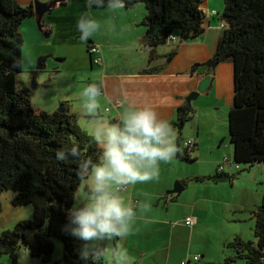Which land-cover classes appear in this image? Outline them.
Here are the masks:
<instances>
[{"label": "crops", "instance_id": "crops-1", "mask_svg": "<svg viewBox=\"0 0 264 264\" xmlns=\"http://www.w3.org/2000/svg\"><path fill=\"white\" fill-rule=\"evenodd\" d=\"M16 1L34 9L36 2L44 6L54 3L49 10H43L40 17L34 11L19 29L26 48V52L23 47L21 49L22 68L27 73V77L20 81L29 87L31 76L35 78L36 91L32 90V104L35 97L38 99V105H33L35 108L44 110L46 102L41 99V85L44 86L47 80L43 75L45 68L53 59L57 62L55 70L62 69L65 64L69 67L65 71L73 73L67 77L69 83L66 81V89L57 95L54 103L63 105L69 114L74 115L77 124L79 120L95 119L73 107L75 102L79 103L84 83L103 84L104 95L110 103L101 100V106L109 123L119 122L126 107L122 103L124 98L136 106L151 105L159 118L170 125L176 119L179 106L190 103L194 108L192 119L180 133L171 125L177 152L170 161L160 164L158 179L131 186L128 191L120 193L126 194L122 198L133 205L145 197L151 205L150 210L136 220L133 235L126 237L127 245L138 254L137 259L130 256L131 264H181L183 252H186L190 264H193L190 259L195 255L200 256L198 264H222L231 251L220 250L231 237L237 234L243 239L254 240L251 211L264 200V163L252 167L254 172L251 175L242 176L237 174L236 168L225 165L224 171L234 175L230 180L197 179L214 175L218 162L233 155L229 142H225L227 114L233 100V64L224 61L212 65L210 62L221 33L219 8L205 11L209 5L203 0V12L213 13L206 17L203 31L190 40L156 47L157 59L149 63L150 50L143 43L146 28L141 25V20L146 10L142 3L127 8L122 2V7H113L112 2L97 7L90 0ZM84 13L102 26L87 40H81L76 27L77 20ZM89 44L100 46L103 64H92ZM150 64L162 68L143 72ZM85 68L92 74L82 75L83 85L78 86L80 81L76 70ZM192 94L195 96L187 101ZM116 102H120L118 107L114 105ZM107 107L109 111H106ZM83 131L88 134L85 129ZM187 139H194L196 143V148L189 152L192 161L182 158L185 154L183 142ZM176 180L183 181L184 190L178 196L165 198ZM187 217L193 218L191 227L184 223ZM245 221L249 223L250 235L245 229ZM236 224L239 230L235 228ZM227 227L232 228L226 230ZM223 228L222 234L220 230Z\"/></svg>", "mask_w": 264, "mask_h": 264}, {"label": "trees", "instance_id": "trees-1", "mask_svg": "<svg viewBox=\"0 0 264 264\" xmlns=\"http://www.w3.org/2000/svg\"><path fill=\"white\" fill-rule=\"evenodd\" d=\"M129 8L145 6L141 25L144 45L151 47L149 63L157 59L154 49L166 44L170 33L182 41L203 31V0H121ZM34 14L31 5L0 0V195L12 191L14 206L30 205V219H20L0 232V255L4 264H19L18 252L26 247L32 257L49 262L55 241L63 256L55 264H85L80 256L84 241L64 231L67 213L82 181L77 176L80 158L56 159L58 150L78 145L81 158L96 159L99 149L64 111L46 112L32 105V90L18 75L22 71L20 26ZM218 20L225 24L218 37L213 60L233 64V100L228 110V133L234 161L240 170L264 163V0H223ZM89 53V51H88ZM162 68L152 66L150 73ZM194 108L184 103L171 122L180 133L192 119ZM181 138L179 137V140ZM185 160L192 161L184 154ZM221 174L198 180L221 181ZM234 175H226L230 180ZM2 205L0 201V213ZM254 240L235 236L225 243L231 251L222 264H264V200L251 211ZM102 250V249H101ZM103 254V251H102ZM2 264V263H0ZM87 264H93L89 259ZM100 264H105L101 255Z\"/></svg>", "mask_w": 264, "mask_h": 264}, {"label": "clouds", "instance_id": "clouds-1", "mask_svg": "<svg viewBox=\"0 0 264 264\" xmlns=\"http://www.w3.org/2000/svg\"><path fill=\"white\" fill-rule=\"evenodd\" d=\"M100 7L104 0H90ZM113 7H122L121 0H112ZM76 27L81 40H87L101 30V24L88 13L77 20ZM101 100L110 103L104 95L102 83H90L83 88L79 103L74 110L95 117L101 109ZM118 123L97 121L88 132L99 149V155L81 158L78 145L58 150L56 159L64 161L69 157L80 158L77 176L83 182L74 195V204L68 210V223L64 231L78 240L84 241L80 251L87 264H100L103 242L123 240L134 229L139 216L147 213L150 202L145 197L135 205L126 202L121 192L135 186L158 179L160 164L170 161L177 152L175 134L171 125L159 118L151 105L136 106L128 98ZM112 264H131L126 248H113Z\"/></svg>", "mask_w": 264, "mask_h": 264}, {"label": "rangeland", "instance_id": "rangeland-1", "mask_svg": "<svg viewBox=\"0 0 264 264\" xmlns=\"http://www.w3.org/2000/svg\"><path fill=\"white\" fill-rule=\"evenodd\" d=\"M208 1V5L207 7H205V11H211L214 7L219 8L220 11H222L223 8V0H207ZM23 36L21 35V40H22V44H23ZM23 47V50H25L26 52V48L24 47V44L21 46V49ZM22 52V51H21ZM57 65L56 60L53 59L52 64L48 65L45 68L46 73H44L43 75L46 76V82L44 83V86L41 85V89L43 91L41 99L43 101L46 102L45 106H44V110L46 112H52L56 109L59 108V105H55L54 101L57 97V95L63 91L64 86L66 81L68 80L67 77L72 76L73 73L71 72H66L65 70L68 69L69 67L65 64L62 65V69L60 68V70H55V66ZM61 65V64H60ZM22 67V64H21ZM86 67H88L87 62H86ZM54 69V70H53ZM59 71V72H56ZM77 74L79 75L78 77V86L83 85L81 82L83 81L81 79L82 75L87 76L88 74H92L90 71L88 72V68L85 69H78L76 70ZM25 77H27V73L26 70L24 68H22V72L19 73L18 75V79H25ZM33 76H31L30 80H29V87L33 86L34 83L36 84V80H34L32 78ZM84 81H86V78H84ZM67 83H69V81H67ZM76 85V83H75ZM77 86V85H76ZM84 86L86 87L87 84L84 83ZM68 87V85H67ZM34 91L35 88L33 89ZM33 91V92H34ZM40 92V91H39ZM37 97H35L33 104L34 106L38 105V101H37ZM78 104V102H75L73 104V107ZM33 106V107H34ZM35 108V107H34ZM37 109V108H35ZM101 114H97L93 119V120H79L78 125L79 127L83 130L85 129L86 131H90L95 123L97 121H106L108 122L107 116L105 115V113L103 112L102 106H101ZM99 116V117H97ZM226 116V113H224V117ZM228 117V114H227ZM225 121V119H224ZM221 122V121H219ZM225 126H226V122H225ZM228 126V124H227ZM228 132V131H227ZM225 130V142H229V146L230 145V141H229V133H227ZM87 133V132H86ZM253 169L252 168H248V169H244L243 171H241L239 174L240 175H251L253 174ZM239 175V176H240ZM174 185V184H173ZM122 197L126 196V194H121ZM12 199H13V194L12 191H6L4 193H2L0 195V201H1V205H2V211L0 213V232H2L5 229H10L14 226V224L20 220V219H30L32 216V211H31V207L30 205H24V206H14L12 204ZM247 226L245 227V229L247 228L249 230L250 226L249 223L247 221L244 222ZM245 226V225H243ZM232 227H227L226 230H229ZM235 228L237 230H239V226L238 224L235 225ZM220 232L223 234L224 233V228L220 230ZM249 235L252 234L251 230L248 231ZM133 234L131 233L129 236H132ZM237 236V234H235L233 237ZM239 236V235H238ZM233 237H231V239H233ZM241 237V236H240ZM246 240V239H245ZM230 241V240H229ZM85 243V242H84ZM226 243V242H225ZM98 247L100 249H102L103 251V259H104V263L105 264H112V255H111V251L113 248H126L129 252V256H132L133 258L137 259L138 254L136 250H133L131 246L127 245L126 243V238L123 240H114L111 242H103L100 245H98ZM82 249V248H81ZM1 250V248H0ZM225 251V250H229L226 245L224 244V246L222 247L221 251ZM230 251V250H229ZM226 252V251H225ZM193 252H190L189 255H192ZM63 256V246L62 243L59 241H55V248L53 250L52 256H51V260L49 262H42L41 260L32 257L29 253L28 248L26 247H21L19 252H18V261L19 264H55L58 263L57 261H59ZM186 252H183V255H181V258L183 260H186ZM7 256L6 255H0V263L4 264L7 262ZM60 264V262H59Z\"/></svg>", "mask_w": 264, "mask_h": 264}, {"label": "built area", "instance_id": "built-area-1", "mask_svg": "<svg viewBox=\"0 0 264 264\" xmlns=\"http://www.w3.org/2000/svg\"><path fill=\"white\" fill-rule=\"evenodd\" d=\"M224 26H225L224 23H220V28L221 29ZM166 40H167L168 43H172V42L174 43V42H178L179 41V38H178L177 35L170 34V35L167 36V39ZM145 47L148 49L147 46H145ZM88 51H89V53L91 55H93V61H94V63H96V64L102 63V56H101V53H100V47L98 45H91ZM117 105H119V103ZM106 110H108V108ZM185 145L187 147L191 148L193 146V141L192 140H188L187 142H185ZM225 165H228L229 168H232V167L233 168H238V166L235 165L232 161L227 160L226 158H224L223 161L218 165L217 171L218 172H224ZM129 188H127L124 191H127ZM185 224L191 226L193 224V218L192 217H187L185 219ZM198 259H199V256L198 255H196V256L193 257V261L194 262L198 261ZM181 264H186V261H182Z\"/></svg>", "mask_w": 264, "mask_h": 264}, {"label": "bare ground", "instance_id": "bare-ground-1", "mask_svg": "<svg viewBox=\"0 0 264 264\" xmlns=\"http://www.w3.org/2000/svg\"><path fill=\"white\" fill-rule=\"evenodd\" d=\"M32 8H33V7H32ZM33 11H35L34 8H33ZM213 12L215 13V11H213ZM210 14H213V13H212V12H211V13H206L205 16L207 17V16H209ZM219 23H223V21H221V22L219 21ZM170 34L177 35L178 38H179V41H178V42H174V43H181V42H183V41L181 40L180 36H179L177 33H170ZM170 34H169V35H170ZM167 36H168V35H167ZM166 39H167V37H166ZM166 43H168L167 40H166ZM172 43H173V42H172ZM91 45H98V44H89V46H88V50H89V48H90ZM98 46H99V45H98ZM145 46H147V45H145ZM99 47H100V46H99ZM147 47H148V49L146 48L147 50H151V47H149V46H147ZM100 53H101V49H100ZM89 55H90V60H91L92 64H96V63H94V61H93V55H91L90 53H89ZM101 56H102V54H101ZM213 61H214V60H213ZM101 64H103V57H102V63L97 64V65H101ZM21 72H22V71H21ZM32 78H34V77H32ZM34 80H35V78H34ZM35 85H36V84H35ZM29 88L31 89V87H29ZM31 90H33V89H31ZM32 92H33V91H32ZM31 99H32V98H31ZM118 103H119V105H120V102H116L114 105L118 107V106H119V105H117ZM60 107H63V108H64L63 105H60L59 108H60ZM59 108H58V109H59ZM107 108H108V110H106V111H109L110 108H109V107H107ZM107 108H106V109H107ZM58 109H57V111H58ZM188 140H192V141H193V146H192L191 148H189V147H187V146L185 145V142H187ZM183 143H184V148H185V154H187V155H189V154H190L189 152H192V151L196 148V143H195L194 139H187V140H185ZM225 158H226L227 160L232 161L235 165H237L238 168H236V169L239 171V173L241 172V170H240L241 167H240L239 164H237V163L234 161L233 156H232L231 158H229V159H228L227 157H225ZM223 159H224V158H223ZM222 161H223V160H221V161L218 162L215 173L217 172L218 174H221L222 176H226V175H230V176H231V175H233V174H230V173H228V172H226V171H224V172H218V171H217L218 165H219ZM237 174H238V173H237ZM222 176H221V177H222ZM225 178H226V177H225ZM222 180H223V179H222ZM182 182H183V181H182ZM130 188H131V186H130ZM130 188H129V189H130ZM129 189H128V190H129ZM128 190H127V191H128ZM123 192H126V191H123ZM185 219H186V218H185ZM184 223H185V220H184ZM193 223H194V221H193ZM192 225H193V224H192ZM192 225H191V226H192ZM187 226H189V225H187ZM191 226H190V227H191ZM195 256H196V255H195ZM198 256H199V255H198ZM193 257H194V256H193ZM193 257L190 259L191 262H192L193 264H198L199 259H200V256H199L198 261H196V262L193 261ZM182 261H186V264H190V262H189L188 260H182ZM182 261H181V263H182Z\"/></svg>", "mask_w": 264, "mask_h": 264}, {"label": "water", "instance_id": "water-1", "mask_svg": "<svg viewBox=\"0 0 264 264\" xmlns=\"http://www.w3.org/2000/svg\"><path fill=\"white\" fill-rule=\"evenodd\" d=\"M109 2H112V0H104V4L109 3ZM53 4L54 3H50L48 6H44V5H41L39 2H36L35 3V14L38 17H40L42 11L43 10H46V9L49 10L53 6ZM89 59H90V57H89ZM210 62L212 63V65H215V63H216L215 61H210ZM34 88H35V83H34L33 86H31V89H34ZM193 96H195V94H192V96H189V98H187V101H189L190 99H192ZM58 111H64V108L63 107H60L58 109ZM238 174H239V172H238ZM221 179H225V176H222ZM183 190H184V183L181 180H176L174 182V185H173L172 189H170V190H168L166 192L165 198H167L169 195L178 196Z\"/></svg>", "mask_w": 264, "mask_h": 264}]
</instances>
